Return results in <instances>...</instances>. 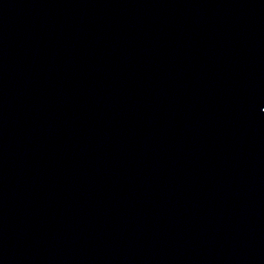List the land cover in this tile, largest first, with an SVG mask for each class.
I'll return each instance as SVG.
<instances>
[{
  "label": "water",
  "instance_id": "95a60500",
  "mask_svg": "<svg viewBox=\"0 0 264 264\" xmlns=\"http://www.w3.org/2000/svg\"><path fill=\"white\" fill-rule=\"evenodd\" d=\"M0 264H264V0H0Z\"/></svg>",
  "mask_w": 264,
  "mask_h": 264
}]
</instances>
